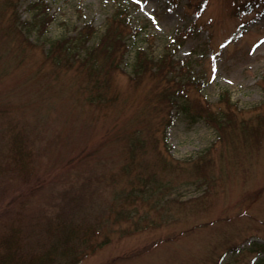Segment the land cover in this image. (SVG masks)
Masks as SVG:
<instances>
[{
	"label": "rangeland",
	"instance_id": "obj_1",
	"mask_svg": "<svg viewBox=\"0 0 264 264\" xmlns=\"http://www.w3.org/2000/svg\"><path fill=\"white\" fill-rule=\"evenodd\" d=\"M33 1L16 0L21 19H30ZM47 2L54 18L46 33H28L31 43L7 32L11 9L0 17V217L15 198L10 210L21 209L32 223L43 226L68 211L99 227L98 241L105 243L78 264H253L259 254L251 242L264 241V123L256 148L241 142L249 126L240 133L228 128L221 139L202 119L176 114L167 125L171 105L159 93L168 81L146 74L136 82L130 63L134 47L156 58L173 47V58L191 61L198 72L200 84L190 95L225 108L226 93L231 108L254 125L264 112V0ZM119 9L136 29L112 75L116 101L96 106L77 63L57 64L45 52L51 41L73 37L88 23L90 42L96 41ZM193 26L195 35L184 36ZM11 134L27 142L29 176L8 169ZM208 149L205 181L190 169L163 168V158L188 167ZM128 165L135 166L131 180L146 168L155 171L152 186L144 192L130 187L122 173ZM129 188L139 199L127 202ZM123 209L128 219L119 215Z\"/></svg>",
	"mask_w": 264,
	"mask_h": 264
},
{
	"label": "trees",
	"instance_id": "obj_2",
	"mask_svg": "<svg viewBox=\"0 0 264 264\" xmlns=\"http://www.w3.org/2000/svg\"><path fill=\"white\" fill-rule=\"evenodd\" d=\"M15 6L16 0H5L0 5V17H3L11 9L10 23L6 27L8 33L21 36L22 42H30L28 33L32 30H36L39 34L46 33L54 18V15L49 12L47 0L29 3L27 7L32 15L27 20L20 18ZM135 29L130 27L127 14L119 9L107 20L105 30L96 41L90 42L94 27L88 23L73 37L64 35L51 41L45 55L57 64L66 62L68 66H72L77 63V69L86 77L88 100L96 106L109 105L117 99L116 91L111 92L112 75L121 68L126 60L130 47L128 41ZM186 31L188 33L184 36L195 35V26L189 27ZM179 33L180 31L177 32V35ZM173 43L176 44V47L180 45L176 43L175 39ZM134 48L130 64L131 75L136 82L141 81L146 74L148 77H162L168 81V87L159 93V96L171 105L167 114V125L176 114H182L191 122L202 119L217 130L221 139L228 137V128L236 130L235 133H240L239 128L246 129L249 126L246 131L241 130L244 135L241 142L250 140L255 148L258 147L257 145L263 137V127H261L263 125L260 123H264V112L258 114L256 118L259 121L252 125L251 121L241 118L231 108L228 103L230 99L226 93H223L221 99L227 102V106L214 108L209 102H203L200 98L190 95V87L200 84L198 72L194 70L191 61L180 62L174 59L173 47L166 48L167 50L158 58L153 56L148 49ZM21 136L20 134H11L6 158L9 171L17 169L20 174L26 177L31 174L33 165L27 142ZM234 137L240 138L239 135L232 138ZM252 147L253 145L250 148ZM132 148L133 144H131L130 150ZM208 151L210 150L199 155L188 167L180 162L169 164L162 156L163 168L170 167L171 169L172 167L175 172L190 169L194 176L205 181L207 168L212 161V157L207 154ZM134 167V165H128L126 168H122V173L128 176L130 187L144 192L149 186H152V181L156 176L155 171L152 173L146 168L145 170L149 172H145L144 175L138 174L134 180H131L130 174ZM34 189L32 188L31 191ZM166 189L169 188L166 187ZM132 194L129 188L128 194L124 196L127 202L139 199L138 194L135 196ZM73 198L76 201V197ZM14 200L15 198L5 204L4 209L9 208L6 209L8 213L4 218L0 217V264H78L87 254L105 243L106 238L98 241L99 227L83 224V220L78 219L74 213L65 211L56 216L53 215L42 226L36 221L32 223L25 219L21 209L11 211L10 206ZM21 204L22 198L19 199L18 206ZM118 213L125 219L130 217V211L127 209L118 211ZM232 217V215H227L226 219ZM251 245L252 250L255 248L259 254L253 264H264V241L254 240ZM232 249L240 251L238 246H234Z\"/></svg>",
	"mask_w": 264,
	"mask_h": 264
}]
</instances>
